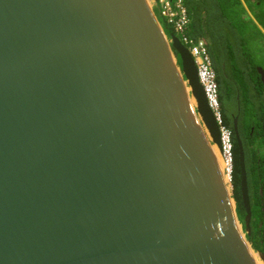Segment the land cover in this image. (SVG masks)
Here are the masks:
<instances>
[{
    "label": "water",
    "instance_id": "95a60500",
    "mask_svg": "<svg viewBox=\"0 0 264 264\" xmlns=\"http://www.w3.org/2000/svg\"><path fill=\"white\" fill-rule=\"evenodd\" d=\"M206 127L149 0H0V264H264Z\"/></svg>",
    "mask_w": 264,
    "mask_h": 264
},
{
    "label": "trees",
    "instance_id": "16d2710c",
    "mask_svg": "<svg viewBox=\"0 0 264 264\" xmlns=\"http://www.w3.org/2000/svg\"><path fill=\"white\" fill-rule=\"evenodd\" d=\"M183 1L190 18L185 34L205 41L216 74L221 125L230 131L233 194L244 225L246 210L234 129L238 118L252 210L247 238L264 254V82L255 69L264 68V0ZM154 10L166 34L178 36L160 9Z\"/></svg>",
    "mask_w": 264,
    "mask_h": 264
},
{
    "label": "built area",
    "instance_id": "2783aa9c",
    "mask_svg": "<svg viewBox=\"0 0 264 264\" xmlns=\"http://www.w3.org/2000/svg\"><path fill=\"white\" fill-rule=\"evenodd\" d=\"M152 7L159 8L161 16L170 24L179 40L188 48L192 55L197 71L199 81L202 84L207 100L214 113L217 115L221 125L218 105V87L216 74L212 66L211 57L208 53L204 40H194L189 38L185 32L190 24V18L183 0H149ZM243 3L246 0H241ZM223 138L227 137V147L231 157L230 131L221 125Z\"/></svg>",
    "mask_w": 264,
    "mask_h": 264
},
{
    "label": "bare ground",
    "instance_id": "6f19581e",
    "mask_svg": "<svg viewBox=\"0 0 264 264\" xmlns=\"http://www.w3.org/2000/svg\"><path fill=\"white\" fill-rule=\"evenodd\" d=\"M190 89H191V87H190ZM193 102H194L195 106L198 108L197 101L194 97H193ZM198 110H199V108H198ZM201 119L204 123L205 120H204L203 116L201 117ZM206 128H207V131L209 134V138H210V140L214 146V150H215L217 157L219 159V164L221 166V169L225 172L229 171L230 166H231V160H230V154H229L228 147H227V137L225 136L223 138V146H222V148H220L219 144L213 140V137H212L211 132L208 129V127H206ZM227 180H228V177H227ZM255 259H256L258 264H263V262L260 260L259 256L256 254H255Z\"/></svg>",
    "mask_w": 264,
    "mask_h": 264
},
{
    "label": "flooded vegetation",
    "instance_id": "af4514ba",
    "mask_svg": "<svg viewBox=\"0 0 264 264\" xmlns=\"http://www.w3.org/2000/svg\"><path fill=\"white\" fill-rule=\"evenodd\" d=\"M259 68H262L263 70H264V68L261 66H255L256 71H258V73L261 75V73L258 70ZM261 78H262V75H261ZM262 81L264 82L263 78H262Z\"/></svg>",
    "mask_w": 264,
    "mask_h": 264
},
{
    "label": "crops",
    "instance_id": "0c3cea01",
    "mask_svg": "<svg viewBox=\"0 0 264 264\" xmlns=\"http://www.w3.org/2000/svg\"><path fill=\"white\" fill-rule=\"evenodd\" d=\"M244 3H246V1Z\"/></svg>",
    "mask_w": 264,
    "mask_h": 264
},
{
    "label": "rangeland",
    "instance_id": "374dc122",
    "mask_svg": "<svg viewBox=\"0 0 264 264\" xmlns=\"http://www.w3.org/2000/svg\"><path fill=\"white\" fill-rule=\"evenodd\" d=\"M159 15V14H158ZM160 17V16H159Z\"/></svg>",
    "mask_w": 264,
    "mask_h": 264
}]
</instances>
